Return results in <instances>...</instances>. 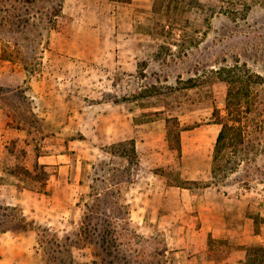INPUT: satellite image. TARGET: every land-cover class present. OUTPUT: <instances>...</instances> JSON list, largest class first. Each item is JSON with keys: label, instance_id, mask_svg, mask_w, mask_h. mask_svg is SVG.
Here are the masks:
<instances>
[{"label": "rangeland", "instance_id": "rangeland-1", "mask_svg": "<svg viewBox=\"0 0 264 264\" xmlns=\"http://www.w3.org/2000/svg\"><path fill=\"white\" fill-rule=\"evenodd\" d=\"M99 1L0 0V184L65 199L49 220L0 204V264H243L264 246V80L217 164L213 111L222 68L264 79V0ZM129 138L131 162L110 148ZM37 157L44 184L5 171ZM24 231V247L4 242Z\"/></svg>", "mask_w": 264, "mask_h": 264}, {"label": "trees", "instance_id": "trees-1", "mask_svg": "<svg viewBox=\"0 0 264 264\" xmlns=\"http://www.w3.org/2000/svg\"><path fill=\"white\" fill-rule=\"evenodd\" d=\"M118 3H129L131 0H111ZM226 71L222 77L228 85L225 103V114H222L219 108H215L213 111V117L216 123L220 124V130L216 137L214 146V162L217 164L221 154L226 148L237 147L243 143L242 136V121L244 116L249 110V104L247 98L249 96V84L251 82H261L264 79L259 74L248 73L247 76L238 77L234 67L222 68L221 71ZM3 88H0V90ZM174 128L168 132V142L172 149H176L181 152V127L178 120H174ZM112 153L119 155L120 157H126L129 162L137 160V151L135 140L133 138L125 139L119 142L112 143L110 145ZM25 154V150H22ZM23 154V155H24ZM44 165L39 163L37 158L34 162L33 170H30L26 165L15 163L11 167H6L5 171L13 176L21 179H34L39 180L43 184L47 179L48 173L45 170L38 172L37 170L43 168ZM215 171V166L214 169ZM6 208V207H5ZM104 244L105 231L99 232ZM102 250L109 254V251L105 250L104 246H101ZM118 248V247H116ZM246 251L243 264H264V246L261 244H253L243 247ZM119 252L116 251L115 255ZM67 264H72L68 262ZM97 264V263H96ZM100 264H117L108 258H103V262Z\"/></svg>", "mask_w": 264, "mask_h": 264}, {"label": "crops", "instance_id": "crops-1", "mask_svg": "<svg viewBox=\"0 0 264 264\" xmlns=\"http://www.w3.org/2000/svg\"><path fill=\"white\" fill-rule=\"evenodd\" d=\"M88 3L90 2H100L99 0H84ZM109 2H114V1H111V0H107ZM118 3V2H117ZM0 115H6V113L0 108ZM3 119L2 117L0 116V128L4 125V123L2 122ZM9 129H7L8 131ZM4 130H1L0 129V145L1 144V140L2 138H4V134H3ZM3 146V145H2ZM2 149L0 148V152L2 153L1 151ZM65 154H59L58 156H64ZM39 157V156H38ZM38 157H37V160H38ZM57 160V159H56ZM61 160V159H60ZM63 160V159H62ZM38 162L40 163V160H38ZM70 163L68 164H64V165H60L61 169L62 170H65V169H68V167H70ZM26 167H28L26 165ZM29 168V167H28ZM0 175H7L4 173V171L2 170V172L0 173ZM12 177H16V176H13L11 175ZM62 177H60L61 179ZM59 182H62V181H59ZM18 188H14L12 184H8L6 182H3L0 184V204L2 205H5V206H15V205H18L20 206L22 209H21V212H22V215H28V217H34V218H46V220H49V217H53L55 216L56 212H57V208H59V206H63L61 203H65L64 202V197H62L63 199H60V202H55L53 199L47 197L45 200V203L44 205L40 206V203H39V200H33V201H30V199L28 197H26V193L25 192H22L20 191H17ZM35 207L34 210H32L33 207ZM64 210L60 211V215H61V218L62 216H64V213L63 212ZM60 215H57V216H60ZM209 230H216L214 228H212L211 226L209 227ZM218 232L221 231V229H217ZM12 231H10L11 233ZM6 233V232H5ZM10 233H8V235H6V239L4 240V242H12L14 244L17 245V247H24V242L26 240V238L28 237L27 236V231H24L23 235H19V234H16V232H13L14 234L13 235H9ZM31 234V233H30ZM215 235V234H214ZM216 236V235H215ZM20 238H22V240H19ZM16 241V242H15ZM15 246V245H13ZM187 250H190V247L188 246L186 248ZM240 251V256L239 258H243L245 259V254H246V251L245 249L242 247V249L239 250ZM194 258V259H193ZM193 260L191 259V261H187L186 259L183 260V261H178V264H201L199 259H200V256L198 255H195L193 256ZM202 264H216L215 260L213 258H207L206 261H203Z\"/></svg>", "mask_w": 264, "mask_h": 264}]
</instances>
